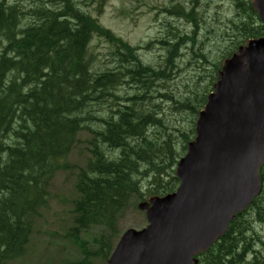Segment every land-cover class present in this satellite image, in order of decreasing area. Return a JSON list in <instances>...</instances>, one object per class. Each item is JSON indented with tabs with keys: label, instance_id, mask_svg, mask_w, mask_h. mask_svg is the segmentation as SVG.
I'll return each instance as SVG.
<instances>
[{
	"label": "trees",
	"instance_id": "obj_1",
	"mask_svg": "<svg viewBox=\"0 0 264 264\" xmlns=\"http://www.w3.org/2000/svg\"><path fill=\"white\" fill-rule=\"evenodd\" d=\"M106 2L0 0V264L28 255L41 210L50 205L51 180L73 168L68 156L83 131L90 135L89 155L84 166H76L69 230L81 255L69 264H106L125 212L178 186L177 161L223 61L249 39L264 35L251 0H230L233 15L213 37L223 36L226 44L215 54L203 53L205 46L199 44L200 52L191 58L199 57L205 67L189 83L181 77L180 50L198 46L199 37L205 45L211 40L201 36L210 30L200 0L171 2L161 10L193 27L181 33L169 25L170 38L155 40L165 50L158 66L140 55L148 43L132 45L100 25L91 11L102 13ZM94 36L111 47L112 65L102 71L90 50ZM124 86L138 90L120 91ZM261 174L264 182V167ZM253 220L264 221V187L227 233L198 256L199 264H264V254L253 248L260 242ZM88 229L94 230L91 242L80 234Z\"/></svg>",
	"mask_w": 264,
	"mask_h": 264
},
{
	"label": "water",
	"instance_id": "obj_2",
	"mask_svg": "<svg viewBox=\"0 0 264 264\" xmlns=\"http://www.w3.org/2000/svg\"><path fill=\"white\" fill-rule=\"evenodd\" d=\"M264 22V0H253ZM216 92L197 122L196 140L180 161L177 192L139 204L149 225L129 229L108 264H197L262 189L264 37L226 60Z\"/></svg>",
	"mask_w": 264,
	"mask_h": 264
},
{
	"label": "rangeland",
	"instance_id": "obj_3",
	"mask_svg": "<svg viewBox=\"0 0 264 264\" xmlns=\"http://www.w3.org/2000/svg\"><path fill=\"white\" fill-rule=\"evenodd\" d=\"M180 1L185 0H107L100 15L96 11L91 12L93 16L99 18L103 26L111 29L116 35L121 36L131 44L145 46L148 43L146 49L140 51V55L146 64L158 66L163 63L165 50L161 44H155V40L166 38L167 36L170 38V35L167 34L168 29L172 27L169 25L175 27L173 30L178 28L181 33L192 30L193 26L190 21L188 22L174 15L171 16L167 11H161L169 4L171 5V2L177 3ZM199 4L201 6L200 12L206 16V21L203 22L210 30L208 32L207 29H204L201 36L207 35L211 40L207 41L205 45L204 42L199 43V40L200 42L203 41L199 37L198 46L189 49L190 45H188L180 50V53H183L180 65L185 69V71L181 72V77L183 78L185 75L189 83L191 78L202 72V68L205 67L203 62L198 61L199 57L191 58V55L196 56L203 46H205L203 53L211 52L215 54L218 46L226 44L223 36L217 39L213 37L216 33L227 27V20L233 15L231 13L233 8L230 0H200ZM212 27H215V30ZM199 44H201V48ZM194 49L195 54H192L191 52ZM90 50L97 56L94 64L95 68L102 70L112 65L109 63V57L107 56L111 50L109 43L96 36L91 42ZM187 61H191V63L186 69ZM195 64L197 66L196 70ZM184 84L181 83V85ZM119 90L133 93L138 89L124 86L119 87ZM170 113L171 110L166 108L165 114L170 121H173L170 118L173 115ZM182 123L186 125L188 124V120H182ZM89 138L90 135L85 131L79 134L80 141L74 147L67 161L73 168L59 171L52 180L49 209L43 211V216L37 222L36 234L32 239L28 255L17 260L14 264H69L71 260L81 255L79 248H77L78 246L76 247L70 241L69 230L74 225L70 215V202L75 197L76 166H84L89 155L86 149L87 139ZM146 224L147 221L144 213L138 209L130 208L124 217L119 220L118 231L122 234L129 228H144ZM252 225L258 237L264 242V221L258 222L253 220ZM80 234L88 242H91L94 230L88 229L82 231ZM253 248L259 249L264 254L263 243L256 241ZM250 257L251 254L248 255V258ZM242 264L248 263L243 261Z\"/></svg>",
	"mask_w": 264,
	"mask_h": 264
},
{
	"label": "bare ground",
	"instance_id": "obj_4",
	"mask_svg": "<svg viewBox=\"0 0 264 264\" xmlns=\"http://www.w3.org/2000/svg\"><path fill=\"white\" fill-rule=\"evenodd\" d=\"M179 15V14H178Z\"/></svg>",
	"mask_w": 264,
	"mask_h": 264
}]
</instances>
